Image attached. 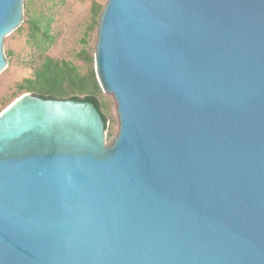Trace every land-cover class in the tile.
<instances>
[{
  "label": "water",
  "instance_id": "water-1",
  "mask_svg": "<svg viewBox=\"0 0 264 264\" xmlns=\"http://www.w3.org/2000/svg\"><path fill=\"white\" fill-rule=\"evenodd\" d=\"M94 67L109 144L92 102L0 112V264H264V0H107Z\"/></svg>",
  "mask_w": 264,
  "mask_h": 264
},
{
  "label": "rangeland",
  "instance_id": "rangeland-1",
  "mask_svg": "<svg viewBox=\"0 0 264 264\" xmlns=\"http://www.w3.org/2000/svg\"><path fill=\"white\" fill-rule=\"evenodd\" d=\"M33 3L38 13L44 12L52 19L50 34L54 41L45 53L30 44L25 24L28 17L25 14L21 24L25 27L24 31H14L5 38L3 47L5 52L10 50L12 56L7 57L8 65L0 73V112L20 95L17 84L31 77L33 66L44 57L71 62L86 73L88 64L82 57L83 52L94 55L97 42L98 23L95 22L99 18L94 16L93 6L96 3L105 6L107 0H33ZM103 95L108 106L106 136L109 144L118 133L119 117L113 95L105 92Z\"/></svg>",
  "mask_w": 264,
  "mask_h": 264
},
{
  "label": "trees",
  "instance_id": "trees-1",
  "mask_svg": "<svg viewBox=\"0 0 264 264\" xmlns=\"http://www.w3.org/2000/svg\"><path fill=\"white\" fill-rule=\"evenodd\" d=\"M103 8L104 6L101 4H94V16L100 19ZM24 9V14L28 17L25 24L28 29L29 43L45 53L54 41L50 34L52 19L44 12L38 13L34 9L33 0H25ZM95 23L97 24L99 21ZM24 29V26H20L16 31L22 33ZM6 56H12V52L8 50ZM82 57L88 64L86 73H82L71 62L44 57L33 66L32 76L17 84L16 87L20 95L16 98L25 93H32L44 99L71 98L92 102L100 112L107 129L108 106L104 101L105 97L96 76L94 55L83 52Z\"/></svg>",
  "mask_w": 264,
  "mask_h": 264
}]
</instances>
